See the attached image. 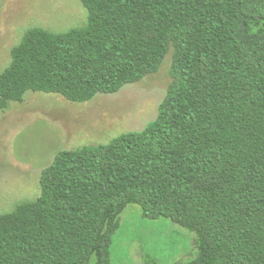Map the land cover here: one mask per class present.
<instances>
[{"label":"trees","instance_id":"obj_1","mask_svg":"<svg viewBox=\"0 0 264 264\" xmlns=\"http://www.w3.org/2000/svg\"><path fill=\"white\" fill-rule=\"evenodd\" d=\"M81 2L86 27L24 36L1 110L30 91L115 95L171 50L172 83L145 129L54 156L40 197L0 216V264H112L129 205L190 233L162 258L139 242L145 264H264V0Z\"/></svg>","mask_w":264,"mask_h":264},{"label":"rangeland","instance_id":"obj_2","mask_svg":"<svg viewBox=\"0 0 264 264\" xmlns=\"http://www.w3.org/2000/svg\"><path fill=\"white\" fill-rule=\"evenodd\" d=\"M88 19L81 0H0V74L12 66L13 51L30 30L69 33L86 27ZM172 58L173 50L157 73L115 95L73 103L30 91L0 109V216H15L40 197L41 171L59 151L107 144L154 121L172 83ZM186 235L167 220L143 219L140 207L129 205L114 237L112 264H145L139 242L159 258L172 255L174 247L187 250Z\"/></svg>","mask_w":264,"mask_h":264}]
</instances>
